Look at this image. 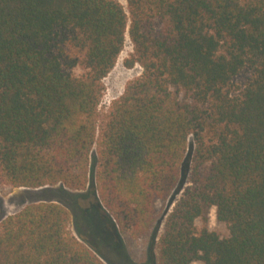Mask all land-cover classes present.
<instances>
[{
  "label": "trees",
  "instance_id": "obj_1",
  "mask_svg": "<svg viewBox=\"0 0 264 264\" xmlns=\"http://www.w3.org/2000/svg\"><path fill=\"white\" fill-rule=\"evenodd\" d=\"M125 1L0 0V183L71 200L1 219L0 264H133L114 232L148 234L190 141L157 264H264V0ZM127 34L143 71L98 125Z\"/></svg>",
  "mask_w": 264,
  "mask_h": 264
},
{
  "label": "rangeland",
  "instance_id": "obj_2",
  "mask_svg": "<svg viewBox=\"0 0 264 264\" xmlns=\"http://www.w3.org/2000/svg\"><path fill=\"white\" fill-rule=\"evenodd\" d=\"M117 1H119L122 5L126 7L125 0H117ZM132 52H133V45L131 43L129 35L127 34L123 50L119 55L114 68L104 79V88H105L104 94L98 107V115H99L98 125H101L103 118L107 113L111 103L123 94L128 81L137 78L138 76L141 75L143 71L142 67L139 64H135L131 68L125 65V60L131 56ZM193 151H194L193 142L190 141L189 148L187 150L184 163L182 165L180 180L177 186L175 187V189L170 194V196L165 201H160L157 203V209H158L157 221L154 224V226L151 228V230L148 232V234L136 241L125 242L124 240L125 238L120 235L118 229L116 228L117 230H115L114 232L115 242L116 243L120 242L125 245L127 258L131 260L133 264H157L158 242H159V237L163 232L166 219L169 216V214L172 212L174 207L176 206L179 199L181 198L185 188L190 184V171H191ZM94 156H95V147H94V152L92 153L91 156V162L93 161ZM95 169H96L95 165L93 166L92 163V167H91L92 172ZM60 188H61L60 185L45 186L36 189L13 188L9 185L0 183V220L8 215L18 212L25 205L33 201H37V199L39 198H40L39 200L57 199L65 205L70 204L71 200L58 192ZM65 190L71 193L78 192L67 188H65ZM80 192L87 193V190ZM97 197L98 196L96 195V198ZM86 201L87 200L84 201V204L86 203ZM99 204L103 207L101 202H99ZM98 226L100 225L98 224ZM155 226L157 229L156 237L154 236L155 232H153ZM196 226L198 230L207 227L209 230L215 231L221 236H226L228 234V228L226 224L219 221L217 218L215 207L210 210L206 218L197 219ZM69 228L74 234H76V228H75L73 216L70 219Z\"/></svg>",
  "mask_w": 264,
  "mask_h": 264
},
{
  "label": "water",
  "instance_id": "obj_3",
  "mask_svg": "<svg viewBox=\"0 0 264 264\" xmlns=\"http://www.w3.org/2000/svg\"><path fill=\"white\" fill-rule=\"evenodd\" d=\"M40 199V198H39ZM39 199H37V201H39ZM44 200V199H43Z\"/></svg>",
  "mask_w": 264,
  "mask_h": 264
}]
</instances>
